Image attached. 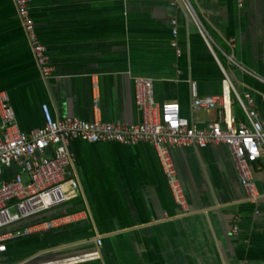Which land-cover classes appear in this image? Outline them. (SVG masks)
<instances>
[{
	"label": "crops",
	"instance_id": "obj_1",
	"mask_svg": "<svg viewBox=\"0 0 264 264\" xmlns=\"http://www.w3.org/2000/svg\"><path fill=\"white\" fill-rule=\"evenodd\" d=\"M28 1L53 74H41L15 1L0 0V94L22 132L45 126L43 106L55 120L138 125L136 78L153 80L154 101L178 103L198 127L218 113H193L192 83L200 97L229 100L237 122L249 124L239 101L248 98L264 120V0H192L204 33L174 0ZM69 151L74 196L0 230L3 263L264 264V154L252 167L261 195L252 203L226 146L172 147L183 208L153 145L74 140ZM17 173L4 169L0 183Z\"/></svg>",
	"mask_w": 264,
	"mask_h": 264
},
{
	"label": "built area",
	"instance_id": "obj_2",
	"mask_svg": "<svg viewBox=\"0 0 264 264\" xmlns=\"http://www.w3.org/2000/svg\"><path fill=\"white\" fill-rule=\"evenodd\" d=\"M14 1L37 66L44 78L51 77L53 68L36 32L29 1ZM173 5H180L204 33L192 0H174ZM172 25L174 26L172 46L177 48V21H172ZM230 61L233 62L232 59ZM134 82L136 104L143 118L138 125L104 123L99 119L85 122L74 117L55 120L49 108L43 106L45 126L27 134L17 125L15 113L8 102V95L0 94V176L4 169L11 168L12 165L19 168V173L0 183V230L60 206L74 196L78 182L70 179L69 171L73 163L69 146L74 140H82L89 144L153 145L175 202L183 208H187L186 200L177 178L170 149L187 145L200 149L223 145L231 152L247 199L255 203L261 197L252 176V167L264 154V120L259 119L253 99L248 98L247 102L239 99L249 124L239 123L230 114L227 106L229 100L225 97H200L195 83H192L193 113L212 111L218 113L215 121L198 127L182 115L178 103L168 102L160 105L154 101L153 80L136 78ZM72 221L73 217L62 218L44 227L54 228ZM238 230L239 228L234 226L235 234ZM30 232L31 229L25 230V234ZM6 239V236L0 235V264H5L2 257L8 251ZM96 243L101 246L102 240L98 239ZM87 258L89 257H75L49 264H77Z\"/></svg>",
	"mask_w": 264,
	"mask_h": 264
}]
</instances>
